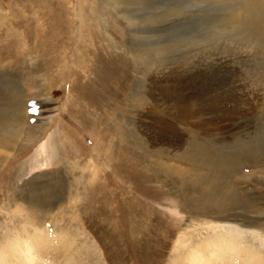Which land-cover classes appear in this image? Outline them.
<instances>
[{"label": "rangeland", "instance_id": "rangeland-1", "mask_svg": "<svg viewBox=\"0 0 264 264\" xmlns=\"http://www.w3.org/2000/svg\"><path fill=\"white\" fill-rule=\"evenodd\" d=\"M231 4L0 0V248L57 233L50 264H185L238 232L264 260V40L223 22ZM170 68L216 106L198 153L148 142Z\"/></svg>", "mask_w": 264, "mask_h": 264}, {"label": "bare ground", "instance_id": "bare-ground-1", "mask_svg": "<svg viewBox=\"0 0 264 264\" xmlns=\"http://www.w3.org/2000/svg\"><path fill=\"white\" fill-rule=\"evenodd\" d=\"M231 5L232 6L230 7L228 6L229 8L228 11H226V16L224 15L225 18L223 17V22H236L239 20L238 22L241 25H244L246 28L248 27V29H251L252 31L255 30L256 32H259V37L264 40V0H232ZM250 18H252V21L247 23L246 21ZM254 20H256V26H254ZM259 21L260 23H258ZM171 61H173V59ZM176 71L177 70L175 68H170L168 73H160V75L157 73L152 76L153 80L155 79V81L158 83L166 82L170 85L166 84L155 86L151 82L147 92L148 98L151 100L149 103L150 110L147 107L145 112H140L142 114L141 117L147 119L148 121L144 125H146L145 129H147L149 134L148 142L153 145V148L160 146L166 151H169L175 146L183 148L188 144L193 145L191 149L192 153H198L200 152V145L197 143L199 142L198 136L202 135L205 138H211V134L214 135L213 131L211 132L212 125L214 123L211 117L208 118L207 121H203L199 118L201 116L204 118V116L214 113L213 111L216 109V106L212 104L211 106L199 107L198 105L194 104L195 101H193V99H195L196 95L183 94V91L186 90H184L185 85L183 86V83L185 84L188 81L184 80V82H182V76L180 78L179 76L178 78L174 77ZM156 105H160V108ZM212 107L214 109H212ZM169 118H171L173 121L171 120L168 122L167 119ZM179 125L183 127L186 126L185 130L181 131L178 127ZM164 126L165 128H163ZM193 128H196V130L192 131ZM201 128L205 129V131H200ZM214 128L216 127L214 126ZM214 131L216 130L214 129ZM189 155H191L192 159H195L196 154ZM235 197L236 194H232L231 199L236 202L238 206L242 205L241 207H243L244 204L240 200H235ZM240 237L241 234L238 232H229L225 233V235H221L218 241L209 240L206 244L195 247L188 257H186V261L183 263L264 264V260L261 255L262 253L257 252L253 246L246 247L245 245H241L240 240L238 239ZM65 242V236L59 235L57 233L53 234L52 239L51 235L47 234L43 235L41 233L38 235L37 233V235L32 236L30 234L29 237H24L19 232V234L15 236V239H13L11 243L0 248V264H50V262L53 260H58L56 258L57 256H55L58 255V252L61 253V251H63V255L67 254L66 251L68 247ZM60 247H62V250H60ZM43 249H47L48 251L54 250L55 252L52 254H46V252L45 256L43 257L45 259H42L41 256L44 255Z\"/></svg>", "mask_w": 264, "mask_h": 264}]
</instances>
